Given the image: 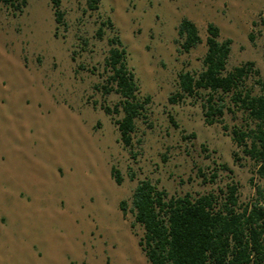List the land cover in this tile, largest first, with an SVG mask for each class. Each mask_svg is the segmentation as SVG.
<instances>
[{
	"label": "rangeland",
	"instance_id": "1",
	"mask_svg": "<svg viewBox=\"0 0 264 264\" xmlns=\"http://www.w3.org/2000/svg\"><path fill=\"white\" fill-rule=\"evenodd\" d=\"M86 3L59 0L56 25L50 0H24L20 11L0 0V264H148L130 203L137 183L167 196L216 194L234 183L241 204L259 184L229 136L242 124L238 113L223 115V131L204 123L199 99L168 98L179 73L201 69L209 23L218 41L230 40L225 70L252 62L264 78V0H99L95 11ZM105 19L138 96L149 98L129 147L113 125L120 114L101 110L118 102L98 90L112 33L96 39L95 31ZM181 19L200 38L188 53L176 35ZM245 84L258 92L254 78ZM197 170L216 177L202 183Z\"/></svg>",
	"mask_w": 264,
	"mask_h": 264
},
{
	"label": "trees",
	"instance_id": "2",
	"mask_svg": "<svg viewBox=\"0 0 264 264\" xmlns=\"http://www.w3.org/2000/svg\"><path fill=\"white\" fill-rule=\"evenodd\" d=\"M2 1L14 11H20L24 5V0L15 5L13 0ZM86 1L89 10L97 9L99 0ZM50 4L54 23L63 25L59 0H50ZM105 30L112 35L106 40L105 78L98 90L102 95H117L118 102L111 108L101 106V110L108 116L120 114L113 125L118 141L123 147H129L134 121L144 118L149 98L138 96L137 82L126 65L125 50L109 19L98 21L95 38L100 39ZM176 35L183 53L200 43L196 27L186 19L180 20ZM218 37L217 27L207 24L201 69L179 73L177 92L168 102L175 103L185 97L199 99L204 123L219 124L223 131L227 130L223 115L238 113L242 124L232 127L229 136L241 154L252 162L259 184L252 185L249 180L254 197L241 204L234 183L216 194L196 196H167L149 181L137 183L130 203L133 223L142 230L137 246L148 264H264V78L258 77L252 62L226 71L230 40L218 41ZM251 78L257 86L256 94L245 84ZM218 168L229 172L224 165ZM197 171L202 183H212L216 177L212 173L206 178ZM110 176L119 185L120 179L112 168Z\"/></svg>",
	"mask_w": 264,
	"mask_h": 264
}]
</instances>
